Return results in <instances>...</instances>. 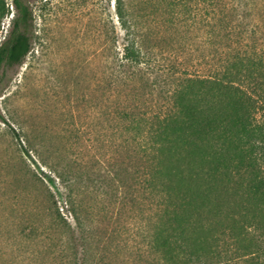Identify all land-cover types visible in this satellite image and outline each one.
<instances>
[{"label": "trees", "instance_id": "trees-1", "mask_svg": "<svg viewBox=\"0 0 264 264\" xmlns=\"http://www.w3.org/2000/svg\"><path fill=\"white\" fill-rule=\"evenodd\" d=\"M13 5L0 70L32 49L33 12ZM8 12L0 0V21ZM116 12L128 36L117 79L134 90L131 106L115 109L116 143L144 162L131 171L138 260L264 264V0H116ZM151 22L176 34L151 44ZM181 29L194 35L179 39ZM59 177L75 221L68 264H90L75 181Z\"/></svg>", "mask_w": 264, "mask_h": 264}, {"label": "rangeland", "instance_id": "rangeland-1", "mask_svg": "<svg viewBox=\"0 0 264 264\" xmlns=\"http://www.w3.org/2000/svg\"><path fill=\"white\" fill-rule=\"evenodd\" d=\"M25 1L32 49L21 65L0 70V264H68L75 221L61 175L75 181L90 264H148L131 237V171L144 162L116 143L115 109L130 107L134 92L117 79L128 36L116 0ZM6 2L0 43L16 16ZM150 24L151 44L176 34Z\"/></svg>", "mask_w": 264, "mask_h": 264}]
</instances>
